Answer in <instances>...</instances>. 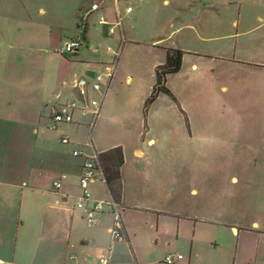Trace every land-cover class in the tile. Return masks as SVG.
<instances>
[{
	"label": "rangeland",
	"instance_id": "374dc122",
	"mask_svg": "<svg viewBox=\"0 0 264 264\" xmlns=\"http://www.w3.org/2000/svg\"><path fill=\"white\" fill-rule=\"evenodd\" d=\"M33 1L34 7H57L50 0H43L49 6ZM186 2L176 8L178 0H120L122 10H133L132 19H122V34L116 28L114 34L107 31L99 43L101 53H108V47L113 52L103 63L113 71L117 64L116 76L107 86L94 123L90 116L82 119L81 143L76 147L87 155L94 153L86 148L90 143L96 150L110 142L120 144L126 155L124 175L128 177L133 166L148 172L130 179L132 190L126 191L132 205L120 207L119 213L122 222L127 213L126 228L134 234L150 233L151 245L154 234L160 237L162 229H168L164 223L169 220L145 214L155 211L144 207L163 206L164 212L172 213H248V223L264 226V218L255 214L264 213V71L245 69L249 67L245 65L264 63V0ZM19 11L8 10L5 15L16 17ZM58 14V20L65 18ZM201 23L216 25L215 31L195 35L191 27ZM245 24L251 30L248 33H244ZM115 36L119 41L113 40ZM158 36L166 39L164 47H180L173 49L183 53L182 64L177 74L166 78L171 96L159 93L145 108L155 82L154 72L147 67L152 59L147 42ZM40 60L44 63L26 80L49 84L60 65L52 54ZM80 77L78 71L68 83ZM91 99L99 97L93 93ZM141 151L142 158H137ZM153 188L161 189L162 197H156ZM248 238L249 243H263L264 260V234ZM156 248L160 250L161 245ZM243 255L239 258L243 264L251 260L253 264L251 251Z\"/></svg>",
	"mask_w": 264,
	"mask_h": 264
},
{
	"label": "crops",
	"instance_id": "0c3cea01",
	"mask_svg": "<svg viewBox=\"0 0 264 264\" xmlns=\"http://www.w3.org/2000/svg\"><path fill=\"white\" fill-rule=\"evenodd\" d=\"M50 1L57 7L46 10L42 5L34 7L36 1L33 0H0V264H97L98 257L107 252L108 264H165L163 259L169 253L183 256L174 264H243L239 258L245 257L243 254L248 251L254 256L253 264H263L260 252L263 243H249L248 236L258 238L264 234V226L257 221L248 223V213H172L164 212L163 206L144 207L145 211H155L145 214L169 220L164 224L170 227L163 228L160 237L154 234L153 245L147 231L134 234L126 228L127 213H123V222L120 218L125 233L122 240L115 241L111 237L115 225L111 209L99 214L95 225L87 226L83 211L77 208L81 197L79 175L85 158L114 147L122 148L124 164L120 171L119 199L122 209L132 205L126 191L127 188L132 190L130 179L148 176V172L144 168L137 171L133 166L128 177L125 176L124 148L112 142L99 150L87 143L86 148H92L94 153L90 151L86 155L79 150L81 156L74 157L72 153L81 143L79 127L85 124L82 119L89 115L73 111L72 123L61 124L56 129H51V117L60 106L75 100L76 93L68 82L78 71L87 79L104 74L105 81L102 79L100 85L101 90L107 89L116 76L117 64L109 79V66L105 67L103 62L112 57L113 52L108 47V53H101L99 43L105 40L107 31L112 30L110 33L114 34L116 28L122 34V19L131 20L133 10L128 13L126 9L130 7L122 10L120 0ZM179 1L176 8H181L182 2L187 4L188 0ZM42 3L49 6L48 1L42 0ZM94 4L98 5V11H90ZM12 9L20 11L16 17H7L5 12ZM58 13L65 18L58 20ZM99 15H103L105 24L98 23ZM118 18L121 28L115 26ZM215 27L201 23L191 29L197 35L214 32ZM243 27L247 29L244 33L251 31L247 24ZM77 37L81 39V47L71 56L61 54L63 45ZM119 39L118 36L113 38L114 41ZM165 43L166 39L161 36L148 40L152 59L147 67L151 71L165 62V49L180 48L164 47ZM50 54L61 71L58 72V67L49 84L26 80L27 75L44 63L40 57ZM254 65H245L249 66L245 69L264 71V63ZM43 70L41 68L40 72ZM93 93L100 98V91H88L90 97ZM75 112H79L75 116L77 120L73 119ZM62 138H67L69 143L62 144ZM250 150L259 153L255 147ZM142 155V151L136 153L137 158ZM56 182L60 183L58 190L54 189ZM89 186L93 200L105 203L112 200L101 178ZM153 189L157 191L153 193L156 197L164 194L161 189ZM255 214L264 218V213ZM233 239L238 241L233 243ZM158 244L160 250L156 248Z\"/></svg>",
	"mask_w": 264,
	"mask_h": 264
},
{
	"label": "built area",
	"instance_id": "2783aa9c",
	"mask_svg": "<svg viewBox=\"0 0 264 264\" xmlns=\"http://www.w3.org/2000/svg\"><path fill=\"white\" fill-rule=\"evenodd\" d=\"M99 7L98 5H92L90 7V11H98ZM131 8H127L126 12H130ZM88 12L85 13L83 16L84 19L87 17ZM99 24H105V19L103 15H99ZM81 26H83V19L81 22ZM115 26L117 28H121V20L118 18L115 22ZM110 32H113L110 30ZM81 47V39L79 37L73 38L72 40L67 41L62 49L60 50V53L63 55H70L73 54L76 50H78ZM113 74V67H109L107 71V76L109 79H111ZM103 76L101 75H95L92 79H87L84 77H80L76 79L72 87L76 93L77 99L75 101L66 103L58 108L56 110L52 117H51V128L56 129L61 124H70L72 123V112L73 111H79L83 115H89L91 117V124L94 123V121L97 119L99 115V111L103 102V99L105 97L106 89L101 90V82H102ZM92 90L94 92L100 91L101 96L98 100L91 99V97L88 94V91ZM62 144H68L67 138L61 139ZM74 157H80L81 153L79 150L73 151ZM98 178H101L103 180V175L101 173V170L97 167V161L95 156L92 158H85L83 160V163L81 165L80 169V175H79V182L78 186L81 189V197L80 202L77 205L78 209H81L83 211V217L88 227H92L96 223V218L99 214H101L104 211L105 207H108L111 209V212L115 218V225L113 229L111 230V237L113 240H122V224L119 216V207L111 200L108 203L102 202V201H96L91 198V195L88 191V186L91 182L97 180ZM60 188V183L56 182L54 184V189L58 190ZM183 256L179 253H169L167 254L163 262L165 264H174L175 262L181 260ZM109 263V252L106 254H102L97 259V264H108Z\"/></svg>",
	"mask_w": 264,
	"mask_h": 264
},
{
	"label": "trees",
	"instance_id": "16d2710c",
	"mask_svg": "<svg viewBox=\"0 0 264 264\" xmlns=\"http://www.w3.org/2000/svg\"><path fill=\"white\" fill-rule=\"evenodd\" d=\"M165 52V62L153 71L155 82L152 92L145 102V108L152 104L159 93L170 95L169 90L165 87L166 78L178 73L181 69L183 53L176 49H165ZM95 158L111 199L120 208L119 199L122 192L120 171L124 164L123 150L121 147H114L105 152L97 153ZM121 229L124 238L125 233L123 228Z\"/></svg>",
	"mask_w": 264,
	"mask_h": 264
}]
</instances>
